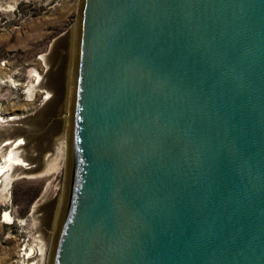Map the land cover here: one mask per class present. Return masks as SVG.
I'll use <instances>...</instances> for the list:
<instances>
[{
	"label": "water",
	"instance_id": "95a60500",
	"mask_svg": "<svg viewBox=\"0 0 264 264\" xmlns=\"http://www.w3.org/2000/svg\"><path fill=\"white\" fill-rule=\"evenodd\" d=\"M50 264H264V0H82Z\"/></svg>",
	"mask_w": 264,
	"mask_h": 264
},
{
	"label": "rangeland",
	"instance_id": "374dc122",
	"mask_svg": "<svg viewBox=\"0 0 264 264\" xmlns=\"http://www.w3.org/2000/svg\"><path fill=\"white\" fill-rule=\"evenodd\" d=\"M81 4L82 0H0V112L4 110L9 117L24 116L5 124L3 129L10 128L11 136L3 138L23 139L24 158L38 167L33 172L19 171L12 183L0 188V264H22L21 254L26 251L33 256L29 259L28 253L29 260L23 264L38 263L42 229L54 236L51 240L56 238L70 161L68 157L57 159L55 153L58 139L65 132L68 91L75 83ZM54 40H67V46L59 50V59L64 63L63 78L67 82L63 103H51L55 110L46 115L51 101L39 91L30 97L28 87L33 83L35 71L49 80L51 72L41 57L51 55L57 46H53ZM56 66L54 63L53 68ZM20 121L26 122L25 125ZM54 122L60 123L59 130ZM23 126L28 134L16 130ZM1 165L6 166V171L8 163L0 157ZM50 205L54 207L52 220L49 226H43L45 207ZM5 212L11 215L13 224L2 223Z\"/></svg>",
	"mask_w": 264,
	"mask_h": 264
},
{
	"label": "bare ground",
	"instance_id": "6f19581e",
	"mask_svg": "<svg viewBox=\"0 0 264 264\" xmlns=\"http://www.w3.org/2000/svg\"><path fill=\"white\" fill-rule=\"evenodd\" d=\"M59 44L55 48H53V52H51V55L41 57V61H43V64H45L46 68H48L47 70L49 72H51L49 80L47 81L46 76H42L38 72L35 71V77H33L34 78L33 83L28 87V93H29L30 97H32L33 95H35V93L37 91H39V92H44L46 94V96H47L46 99L48 102L51 101L50 104L48 105L49 113L47 111L46 115L51 114V113L53 114V111L55 110V106H53V105L54 104H56V105L60 104L61 105V103H63L62 101L64 100L63 96H64V92H65V88H66L67 79L63 78L64 77V75L62 73L63 69H61V67L63 68L64 63L61 59H59V56H60L59 50H60V48L67 46V40L62 41ZM54 63L57 64L56 68H53ZM50 66H51V68H50ZM49 68H50V70H49ZM61 77L63 78V80H61ZM69 90H70V93L68 91V95H67V99H66L67 107L69 106L68 107L69 111L67 109V113H66L67 115H66V120H65V132H64V134L62 133V135H60L61 138L58 139L55 157H57V159H59L61 157L66 159L68 157L69 161H70L71 120H72V105H73L74 86L72 88H69ZM72 90H73V92H72ZM23 117L22 116L21 117H15V116L9 117V116H6L4 110L2 112H0V157L5 161L6 164L8 163L6 171L4 169L6 167L5 165L0 166V188H2L3 185L8 186L10 183H12V181L18 175L19 171H22L23 173H28L29 171H32L34 169V167H36V166L33 167L32 164H30V162L28 163V161L24 158V155H23L24 150L23 149L25 148V145H23L24 144L23 139L18 138L16 140L12 141L10 137L6 138V139L3 138L6 135L11 136L10 128H8L7 125H6L7 129H3L5 124H10V122H12V121L14 122L17 119H22ZM49 117H51V115ZM20 122L23 123L24 125L26 123L24 121H20ZM59 126H60L59 122H56L54 125L56 130H59ZM14 129H16V128H14ZM16 130L19 131L20 133H22L23 135L28 134V133H26L28 131H26L27 129L24 128V126L19 127ZM2 138H3V140H2ZM48 156H50V155H48ZM48 156H46V157L49 158ZM46 157H45V160H46ZM36 168L38 169V167H36ZM68 175H69V172H68ZM2 178H3V181H1ZM45 209H46L45 215H44L43 219L41 220L43 222L41 225L49 226L50 222L52 220L54 207L52 205H50L48 207L46 206ZM13 222H14V220L12 219L11 215L9 213L5 212L4 219L2 220V223L11 225V224H13ZM40 229H41V227H40ZM41 233H43V234L42 235L40 234L41 239L38 241L40 244L39 262L38 263L37 262L36 263L35 262H33V263L29 262V263H25V264H43V262H45V264H47L48 260H51L52 255H53L54 243H55L54 238H53V240H51V237L53 235L49 236L48 234H46L44 232V229H42ZM57 233H58V230L56 232V235H57ZM36 241H37V239H36ZM26 252L22 255V258L24 260H25V256L27 257L26 258L27 260L25 262H27L33 256V254L31 255V252L30 253L29 252L26 253ZM28 253H29V257H30L29 259H28Z\"/></svg>",
	"mask_w": 264,
	"mask_h": 264
},
{
	"label": "built area",
	"instance_id": "2783aa9c",
	"mask_svg": "<svg viewBox=\"0 0 264 264\" xmlns=\"http://www.w3.org/2000/svg\"><path fill=\"white\" fill-rule=\"evenodd\" d=\"M23 254H24V253H23ZM23 254H21V258H22V255H23ZM26 258H27L26 256H25V260L22 258V261L25 262V261L27 260Z\"/></svg>",
	"mask_w": 264,
	"mask_h": 264
}]
</instances>
